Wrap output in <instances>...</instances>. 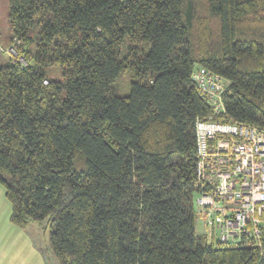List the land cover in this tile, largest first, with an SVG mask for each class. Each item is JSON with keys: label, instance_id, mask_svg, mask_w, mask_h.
I'll return each instance as SVG.
<instances>
[{"label": "trees", "instance_id": "1", "mask_svg": "<svg viewBox=\"0 0 264 264\" xmlns=\"http://www.w3.org/2000/svg\"><path fill=\"white\" fill-rule=\"evenodd\" d=\"M8 5L17 43L0 64V183L10 222L47 221L59 264H264V231L261 246L208 240L194 205L196 119L264 132V0ZM195 66L227 80L223 112L199 95Z\"/></svg>", "mask_w": 264, "mask_h": 264}, {"label": "built area", "instance_id": "2", "mask_svg": "<svg viewBox=\"0 0 264 264\" xmlns=\"http://www.w3.org/2000/svg\"><path fill=\"white\" fill-rule=\"evenodd\" d=\"M192 80L214 113L223 112L227 80L199 66L193 68ZM195 137L198 189L194 205L196 220L204 228L201 234L221 244L254 240L261 246L264 132L245 123L196 119Z\"/></svg>", "mask_w": 264, "mask_h": 264}, {"label": "rangeland", "instance_id": "3", "mask_svg": "<svg viewBox=\"0 0 264 264\" xmlns=\"http://www.w3.org/2000/svg\"><path fill=\"white\" fill-rule=\"evenodd\" d=\"M8 9V0H0V64L15 54L10 48L17 43L9 28ZM47 73L51 78H61L58 66L49 67ZM129 80L127 73L121 74L113 84V91L119 95L127 94ZM10 209L4 186L0 183V264H59L49 245L48 222L32 221L25 228L19 227L10 222ZM195 228L200 234L204 231L199 220H196Z\"/></svg>", "mask_w": 264, "mask_h": 264}]
</instances>
